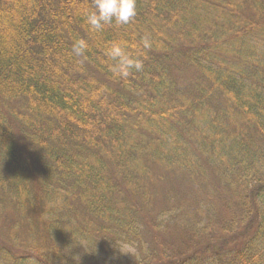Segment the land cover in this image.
Masks as SVG:
<instances>
[{"label":"trees","instance_id":"16d2710c","mask_svg":"<svg viewBox=\"0 0 264 264\" xmlns=\"http://www.w3.org/2000/svg\"><path fill=\"white\" fill-rule=\"evenodd\" d=\"M91 3L0 0V264H264V0Z\"/></svg>","mask_w":264,"mask_h":264},{"label":"clouds","instance_id":"9594fccd","mask_svg":"<svg viewBox=\"0 0 264 264\" xmlns=\"http://www.w3.org/2000/svg\"><path fill=\"white\" fill-rule=\"evenodd\" d=\"M137 0H92L91 8L84 12L85 23L91 32H100L107 25L116 26L129 24L137 15ZM144 46L149 47L147 40ZM87 44L83 39L75 41L73 51L82 55ZM106 57L114 61L110 71L115 77L127 78L131 71H140L143 67L141 60L134 58L125 50L121 42H111L105 50Z\"/></svg>","mask_w":264,"mask_h":264},{"label":"rangeland","instance_id":"374dc122","mask_svg":"<svg viewBox=\"0 0 264 264\" xmlns=\"http://www.w3.org/2000/svg\"><path fill=\"white\" fill-rule=\"evenodd\" d=\"M16 33V28H15V26H14V28H13V32H12V34L14 35ZM9 35H11V34H8V35H6V43L7 42H10V36ZM5 43V44H6ZM4 44V43H3ZM6 46V45H5ZM2 47H3V45H2ZM2 47H0V48H2Z\"/></svg>","mask_w":264,"mask_h":264}]
</instances>
